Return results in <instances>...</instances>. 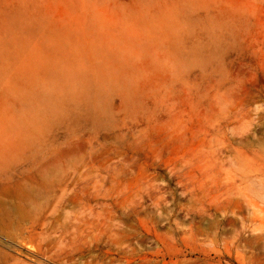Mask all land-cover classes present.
Here are the masks:
<instances>
[{
    "label": "rangeland",
    "instance_id": "1",
    "mask_svg": "<svg viewBox=\"0 0 264 264\" xmlns=\"http://www.w3.org/2000/svg\"><path fill=\"white\" fill-rule=\"evenodd\" d=\"M198 1V51L212 50L217 39L224 52L206 62L188 57L179 62L190 72L195 101L205 97L209 83L215 94L214 126L204 137L207 152L197 156L194 171H180L185 173L179 181L169 164L188 141L160 130L131 144L118 120L137 103L125 106L120 91L107 88L109 95L98 78L74 75L82 72L66 64L69 47L44 28L45 13L30 14L20 5L4 14L0 0V192L36 184L23 201L39 213L53 199L40 184H118L120 207L136 233L129 249L106 253L113 264H170L172 257L176 264H264V0ZM165 8L171 24L189 29L175 17L173 0ZM131 53L126 61L134 65ZM152 87L144 83L141 90ZM203 126L194 121V129L203 132ZM209 151L215 161L207 174ZM21 200L0 194L9 214H14L10 205ZM19 235L17 224L0 227L4 264H37L36 248L18 245ZM157 248L164 259L152 253Z\"/></svg>",
    "mask_w": 264,
    "mask_h": 264
},
{
    "label": "bare ground",
    "instance_id": "2",
    "mask_svg": "<svg viewBox=\"0 0 264 264\" xmlns=\"http://www.w3.org/2000/svg\"><path fill=\"white\" fill-rule=\"evenodd\" d=\"M1 1L4 14L20 5H24L30 14L45 13L48 19L44 28L51 30L57 44H67L69 47L70 55L66 64L73 67L74 73L75 70L82 72L74 75L86 79L98 78L108 94V90L120 91L125 106L137 103L118 120L125 134L131 137V144L142 142L149 132L163 130L168 136L188 141V146L182 145V150L169 164L177 180L180 181L185 173L180 171L190 172L197 168L196 158L206 151L204 140L214 126L211 120L214 85L209 83L205 97L195 101L193 87L187 82L188 79L191 81L190 72L183 71L185 68L179 62L184 57L206 62L212 54L224 52L223 43L217 39L213 40L212 50L198 51L195 43L200 33L197 29L198 0H173L175 17L187 21L188 30H183L175 21L171 24L165 8L168 0L153 3L149 0ZM123 29L128 30L129 37L125 36ZM131 51L136 57V65L126 61ZM56 60L59 63L60 59ZM144 83L152 85V89L142 91L141 85ZM204 111L209 112L207 118L203 117L206 121L202 120ZM194 121L204 124L203 132L193 128ZM228 126L225 125V128ZM24 142L18 148L23 147ZM206 157L209 172L204 170L208 174L214 170L215 155L209 151ZM204 170L202 168L201 173ZM111 180L117 181L114 176ZM154 181L148 179L146 183L154 184ZM34 185L1 189L0 194L22 200L10 205L15 215L5 212L0 202V227L17 224L21 238L18 245L34 246L41 257L37 264H113L106 259L108 251L118 255L132 246L136 232L130 217L124 216L125 207H120L118 184H40L39 189L50 194L53 199L39 213L32 212L28 202L23 201L37 188ZM133 206L129 207L130 211H134ZM118 209L121 213H118ZM162 252V248H157L152 253L162 255L164 259L165 252ZM7 258L1 255L0 264H4ZM172 258L169 263L176 264L178 260Z\"/></svg>",
    "mask_w": 264,
    "mask_h": 264
}]
</instances>
